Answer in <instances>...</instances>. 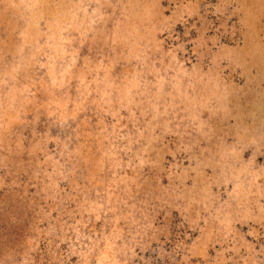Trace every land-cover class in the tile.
<instances>
[{
  "label": "rangeland",
  "instance_id": "rangeland-1",
  "mask_svg": "<svg viewBox=\"0 0 264 264\" xmlns=\"http://www.w3.org/2000/svg\"><path fill=\"white\" fill-rule=\"evenodd\" d=\"M0 264H264V0H0Z\"/></svg>",
  "mask_w": 264,
  "mask_h": 264
}]
</instances>
